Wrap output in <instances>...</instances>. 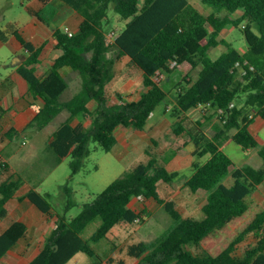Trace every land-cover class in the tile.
Listing matches in <instances>:
<instances>
[{"label": "trees", "instance_id": "16d2710c", "mask_svg": "<svg viewBox=\"0 0 264 264\" xmlns=\"http://www.w3.org/2000/svg\"><path fill=\"white\" fill-rule=\"evenodd\" d=\"M61 1L74 9L82 21L75 34L55 30L56 48L61 54L44 77L36 73L42 48H36L14 31L28 53L18 72L27 81L30 95L43 102L28 128L42 130L64 110L69 111V119L55 130L48 150L58 161L71 156L70 165L76 174L85 166L90 139L109 152L118 144L116 130L120 126L145 128L156 107L168 96L156 80L158 73L171 80L176 73H182L175 86L174 133L189 136L195 157L210 155L204 164L193 163L195 172L185 188L194 194L205 191L208 196L200 217H185L177 201L165 200L159 190L160 182L170 184L179 175L167 168L176 151L158 158L147 149L143 160L133 164L92 203L85 204L77 217L68 222L64 214L57 212L55 230L28 264H67L80 252L102 259L91 243L107 239L117 225L141 218L130 207L134 198L153 199L173 220L155 243L128 246V255L141 259L138 264H264V204L254 200V193L264 183V147L259 150L263 164L258 168L238 167L222 149L232 130L236 131L233 141L243 151L259 145L252 124L257 119L264 120V0H202L218 12L204 14L194 10L187 18L189 0H144L142 7L140 0ZM111 6L128 21L112 43L104 30ZM242 22L248 47L244 53L220 37L224 29L238 27ZM219 45H225L227 50L212 59L209 52ZM112 51L117 52L115 57L110 56ZM124 57L142 70L146 90L137 101L111 105L107 87L115 77L116 63ZM64 68L82 79L81 90L67 100L62 99L69 89V81L61 73ZM196 70L198 75L194 78ZM241 98L242 106L237 103ZM92 102L96 103L93 110ZM201 104H210L214 114L219 115V109L225 113L219 115V124H214L213 136L205 131L211 118L208 123L198 120L187 125L191 124L187 114ZM251 110L254 114H250ZM3 113L0 108V116ZM78 115L91 118L92 126L86 129L73 125L71 120ZM7 135L13 138L18 132L12 128ZM229 176L231 184L225 182ZM22 186L21 177L0 183V222L8 216L14 199L29 200L45 215L53 210L49 195L35 188L20 195ZM65 192L70 195L67 188ZM74 205L69 200L66 210ZM97 220L101 221L98 229L89 239L83 238L87 226ZM27 234V226L20 221L0 234V261ZM251 235L257 239L256 245L238 256L239 246ZM190 245L197 253L189 249ZM107 264L126 263L109 257Z\"/></svg>", "mask_w": 264, "mask_h": 264}, {"label": "rangeland", "instance_id": "374dc122", "mask_svg": "<svg viewBox=\"0 0 264 264\" xmlns=\"http://www.w3.org/2000/svg\"><path fill=\"white\" fill-rule=\"evenodd\" d=\"M189 1L190 8L185 14L186 18L194 10L204 14L218 12L215 8L204 5L202 0ZM143 3L144 0H140V7ZM25 5L24 0H0V29L6 30L10 27L11 22L23 21L25 17L29 16ZM225 14V11L221 12L222 16ZM233 17L237 16L234 15ZM127 22L114 11V7H110L108 19L104 24V30L108 34L110 43L113 42L116 35L125 29ZM243 27L244 23L242 22L238 27H228L221 33L222 38L241 52L246 51L248 48ZM112 32L116 34L114 37L111 36ZM226 50L225 45L212 48L209 56L216 59ZM11 51V46H6L3 51H0V69L3 73L5 70L2 66L4 64L10 65ZM56 54L55 52L52 57ZM116 55V51L110 53L111 57ZM49 62L46 61L45 63L49 64ZM45 66L44 64L43 67L45 68ZM62 73L69 81V89L62 96L63 100H67L81 90L82 79L78 73L70 69H63ZM181 74L176 73L172 80L164 75V78L159 80L168 92V96L156 107L143 130L120 126L116 130L118 145L109 152L105 151L93 139H90L87 144L89 156L85 159L84 168L76 174H73L70 165L72 157L67 156L58 161L57 157L46 149V142H42L41 138L35 140L25 135L20 136L15 139V146L4 148L3 143L8 139L5 135L8 126L4 121L0 124V182L14 178L17 174H20L24 179H31L30 181L37 186L39 192L49 195L48 199L53 208L49 215H34L26 202L14 204L9 218L1 223L0 230L13 219L24 217L29 225L30 232L26 241H23L6 256L4 262L0 264H24L30 255H33L40 247L45 245L55 230L57 212L64 214L68 222L77 217L82 212L85 204L92 203L113 181L123 176L133 164L143 160L147 149L151 150L158 158L166 155L171 150L178 153V157L172 160L168 167H170V171L178 172L179 175L170 184L160 182V193L165 200H176L179 211L185 217H200L201 208L206 203L208 193L200 190L194 194L185 188L186 181L195 172L194 167L190 166L192 158V153L188 148L190 138L186 133L179 136L174 133L175 86ZM197 75L198 70L193 73V77L195 78ZM145 90L142 70L134 65L129 58L120 59L115 65V77L107 87L109 104L115 105L121 104L123 101H136ZM237 103L242 106L244 101L241 98V100H237ZM90 107L92 110L95 109L96 103L92 102ZM252 113L254 114V111L251 110L250 114ZM69 117L70 113L67 110L60 113L48 126V135L50 132H54ZM208 118H211L212 123L206 126L205 131L209 136H213V126L219 124L220 121L219 115L214 114V111L210 108L191 110V124L188 122L187 125L191 126L198 120L208 123ZM163 119L166 120L160 123ZM71 121L73 125H80L86 129L92 126V119L82 115L72 118ZM252 128L259 142L258 147L248 152L243 151L241 146L232 139L235 130L230 131V137L222 145V149L238 167L251 165L258 168L263 164L259 150L264 147V120L257 119L252 124ZM131 133L139 135L137 149L127 150L124 146L128 134ZM17 146L19 149H17ZM13 147L17 149L16 154L11 151ZM209 158L210 155L203 158L194 157L195 161L193 163L204 164ZM225 182L227 184L232 183L230 176L225 179ZM66 188L70 191V195L66 194ZM69 200H72L75 205L66 210ZM254 200L257 203L264 204V183L254 193ZM130 207L141 214V219L138 222L121 223L114 228L107 239L99 243H91L102 259L91 258L80 252L68 264H107L109 257L117 261L123 260L126 264H138L141 259L130 257L127 251L128 246L139 242L155 243L173 224V220L164 207L153 199L134 198ZM100 224V220L89 224L82 234L83 238L89 239ZM256 242L255 236L251 235L239 246L237 255L243 256L247 249L256 245ZM189 249L197 253L193 245H190Z\"/></svg>", "mask_w": 264, "mask_h": 264}, {"label": "crops", "instance_id": "0c3cea01", "mask_svg": "<svg viewBox=\"0 0 264 264\" xmlns=\"http://www.w3.org/2000/svg\"><path fill=\"white\" fill-rule=\"evenodd\" d=\"M24 1L26 2L25 8L29 16L25 17L23 21L11 22L10 27L6 30L0 29L2 32V35L0 34V51H3L6 46H11L12 48L10 55V65L4 64L2 66L5 70L4 73L0 69V108L4 110V113L0 116V124L4 121L8 126V130L5 134L6 138L8 139L3 143V147L11 148L12 146H15V139L25 135L26 137H32L35 140L41 138L42 142H46V149L48 150V144L52 140V136L55 131L52 133L50 132L48 135V126L42 130H38L33 127L28 128L29 124L37 115V109L42 106L43 102L40 99L35 100L30 95L27 81L18 72V67L22 65L27 59L28 53L14 35V31H18L36 48H42L41 54L39 56V63L36 65V73L42 78L47 74L54 60L61 54V51L56 48V42L54 39L55 30L60 28L70 34H75L79 31L82 18L74 9L61 0H50L48 3H42L39 0ZM55 52L57 54L52 57ZM46 61H50L49 64H46ZM44 64L46 65L45 68L43 67ZM187 116L190 120V112L187 114ZM165 120L166 119H163L160 123ZM12 128L18 132V135L10 138L8 137L7 133ZM138 139L139 135L137 133L128 134L124 147L127 150L135 148L137 149ZM188 144L189 151L192 153L191 166L195 161V156L193 155L195 147L191 140L188 142ZM17 149H19L18 146ZM17 149L16 147H13L11 151L16 154ZM177 157L178 153L176 152V156L172 160L176 159ZM172 160L170 162H172ZM167 168L169 169L170 167L167 165ZM19 177H21L23 180V186L19 192L20 195L24 194L31 188L37 189V186L32 184L30 181L31 179H24L20 174H17L14 178L10 179L17 180ZM24 202L29 204L34 215H45L41 213L29 200L25 199L23 201H18L14 199L10 203L9 214L4 220L9 218L12 212L11 208L14 206V204H21ZM4 220L0 222V225ZM16 221L23 222L27 226L29 234L30 228L24 217L13 219L6 227L0 230V234L5 232L10 227V225ZM28 234L25 238L21 239L16 244V246L7 253L6 256L14 251L23 241H26ZM42 248L43 246L40 247V249L33 255H30L24 264H28L34 257H36ZM5 257L0 261V263L4 262Z\"/></svg>", "mask_w": 264, "mask_h": 264}, {"label": "built area", "instance_id": "2783aa9c", "mask_svg": "<svg viewBox=\"0 0 264 264\" xmlns=\"http://www.w3.org/2000/svg\"><path fill=\"white\" fill-rule=\"evenodd\" d=\"M116 34L115 32H112L111 36L114 37ZM164 78V74L162 73H158L157 77H156V80L159 81L160 79H163ZM203 108H210L211 109V105L210 104H207V105H204V104H201L198 108L196 109H203ZM218 113L219 115L223 116L225 113L222 109H219L218 110ZM141 218H138L135 222H138Z\"/></svg>", "mask_w": 264, "mask_h": 264}]
</instances>
